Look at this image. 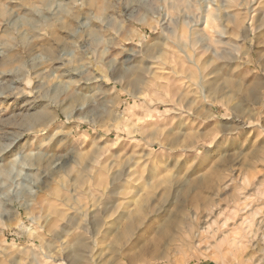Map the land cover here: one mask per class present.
<instances>
[{"label":"rangeland","instance_id":"374dc122","mask_svg":"<svg viewBox=\"0 0 264 264\" xmlns=\"http://www.w3.org/2000/svg\"><path fill=\"white\" fill-rule=\"evenodd\" d=\"M0 264H264V0H0Z\"/></svg>","mask_w":264,"mask_h":264},{"label":"bare ground","instance_id":"6f19581e","mask_svg":"<svg viewBox=\"0 0 264 264\" xmlns=\"http://www.w3.org/2000/svg\"><path fill=\"white\" fill-rule=\"evenodd\" d=\"M253 92V94H255V92L254 91H252ZM253 97H254V95H253ZM243 210V209H242ZM234 213V212H233ZM229 218V217H228ZM246 219V218H245ZM243 220H244V218H243ZM242 220V221H243ZM123 221V220H122ZM135 221H137V219L136 220H134V221H132V224H130L129 226H126L119 234H118V237H119V239L118 240H122V239H124V238H126V237H128V236H130L131 235V233L133 232V224H134V222ZM119 229V228H118ZM117 229V230H118ZM208 229V228H207ZM28 230V229H27ZM30 231H32V230H30ZM235 233V232H234ZM168 234H169V230H168V227H165V228H162L160 231H159V234H158V237H157V239H158V241H159V239H165L167 236H168ZM31 235H36V233H35V231H32L31 232ZM232 240V239H231ZM234 240V239H233ZM225 241V240H224ZM234 242V241H233ZM233 246V245H232ZM84 245L83 244H81V243H77V245H76V252L77 253H81V252H83L84 251ZM235 249V248H234ZM81 255V254H80Z\"/></svg>","mask_w":264,"mask_h":264}]
</instances>
